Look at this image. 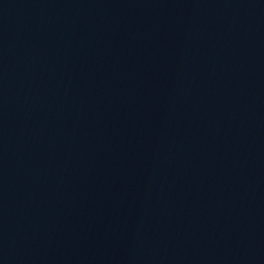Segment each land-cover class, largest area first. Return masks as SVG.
I'll use <instances>...</instances> for the list:
<instances>
[{"label":"water","instance_id":"1","mask_svg":"<svg viewBox=\"0 0 264 264\" xmlns=\"http://www.w3.org/2000/svg\"><path fill=\"white\" fill-rule=\"evenodd\" d=\"M264 141V0H165Z\"/></svg>","mask_w":264,"mask_h":264}]
</instances>
